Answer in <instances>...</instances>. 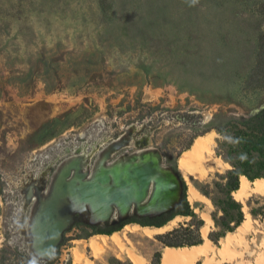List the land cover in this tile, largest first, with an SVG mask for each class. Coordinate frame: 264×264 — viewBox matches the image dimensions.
<instances>
[{
  "label": "rangeland",
  "instance_id": "1",
  "mask_svg": "<svg viewBox=\"0 0 264 264\" xmlns=\"http://www.w3.org/2000/svg\"><path fill=\"white\" fill-rule=\"evenodd\" d=\"M262 42L264 0H0V264L38 262L30 224L67 159L92 155V171L103 151L124 139L111 161L157 150L164 166L179 169L194 136L211 126L243 128L261 114L264 65L258 79L253 74ZM209 133L224 164L183 177L187 199L189 186L210 201L205 186L221 198L214 184L232 169L226 159L233 139ZM189 204L196 219L179 216L150 237L125 226L116 232L122 248L112 235L81 239L89 229L71 226L56 264L126 262L128 251L150 264L167 248L157 236L217 213L213 203ZM243 208L253 230H236L216 245L209 239L215 224L208 225L202 238L213 249L196 264L264 260V194L252 192Z\"/></svg>",
  "mask_w": 264,
  "mask_h": 264
},
{
  "label": "water",
  "instance_id": "2",
  "mask_svg": "<svg viewBox=\"0 0 264 264\" xmlns=\"http://www.w3.org/2000/svg\"><path fill=\"white\" fill-rule=\"evenodd\" d=\"M127 144L120 139L109 145L92 171L87 154L73 156L59 167L49 192L39 197L29 228L30 252L38 262L54 260L78 217L96 227L116 218H155L181 204L183 181L173 167L164 166L159 151L143 150L111 161Z\"/></svg>",
  "mask_w": 264,
  "mask_h": 264
},
{
  "label": "trees",
  "instance_id": "3",
  "mask_svg": "<svg viewBox=\"0 0 264 264\" xmlns=\"http://www.w3.org/2000/svg\"><path fill=\"white\" fill-rule=\"evenodd\" d=\"M264 42L261 44V54L259 53L257 65L253 74L254 80L260 76L261 68L264 65ZM244 127L241 128L232 124L231 126L218 125L211 126L202 134H197L194 139L205 136L206 133L215 130L221 136L232 138L236 147L233 148L227 156L226 161L232 166L231 170H228L226 175L222 177V182H216L214 187L216 193L222 195L221 198L212 197L213 191L208 186L201 189L202 194L210 198L217 213L213 214L212 219L215 224V230L209 235V239L216 245L226 238L227 235L234 233L245 221V213L243 211V205L234 198V193L240 189L241 177L247 178L250 182H255L260 179H264V111L244 123ZM192 142L185 149L189 150L192 146ZM171 158H167V162H170ZM173 169L180 175L183 181L184 194L181 204L172 212L157 216L155 218H136L133 217L127 222H119L106 229H96L93 226L87 224L75 223L74 227H85L87 230H83L84 235L80 236L81 239H89L95 235L111 236L116 232L121 231L125 225L131 223L138 224L142 227H154L162 228L173 221L175 218L191 217L192 221L197 218L189 201L187 199V185L183 179L177 163L172 164ZM257 211H252V215L256 216ZM259 215L264 216L263 213ZM204 226V220L197 219L193 224L187 227L181 226L164 235L157 236V240L169 248H185L199 246L203 244V238L201 235V229ZM63 244L59 247L58 254L53 261L42 263L34 262L33 264H56L59 258V251ZM162 254L156 252L150 262V264H161ZM67 264H72L69 261ZM109 264H133L131 260L123 262L115 259L110 261ZM198 264H201L198 262Z\"/></svg>",
  "mask_w": 264,
  "mask_h": 264
},
{
  "label": "bare ground",
  "instance_id": "4",
  "mask_svg": "<svg viewBox=\"0 0 264 264\" xmlns=\"http://www.w3.org/2000/svg\"><path fill=\"white\" fill-rule=\"evenodd\" d=\"M83 138V135L81 136ZM214 136L213 133H209L205 136H201L195 139L192 147L190 150L184 152L179 158V170L182 176L187 179L189 176L195 175H206L208 173L205 164H219L223 165L224 162L214 156L213 153V145H214ZM85 150V149H84ZM92 156V155H90ZM86 168V167H85ZM240 189L236 191L233 195L234 198L239 201L242 205L245 203L247 197L253 192L258 194H264V179L257 180L255 182H250L247 178L241 177ZM188 200L193 205L198 201H206L209 205H212L209 199H206L202 196L193 186H189L188 189ZM245 213V221L243 224L237 229L238 231L248 232L253 230V221L252 217L249 213L246 212V209L243 208ZM180 217L175 218L169 224H173L177 219L179 220ZM205 221V226L202 228V236L204 239L207 238L208 234V225H213V220L209 216L203 217ZM169 224H167L169 226ZM136 225V224H132ZM166 226L162 228H154V227H141L144 233H146L149 237L154 234V232H162L166 228ZM105 235H102L104 237ZM235 236L233 233L227 235L224 238V241H227L229 237ZM114 240L117 242V245L122 248L119 238V233H114L112 235ZM236 237V236H235ZM241 239V238H240ZM243 240V239H242ZM236 243V242H235ZM92 249L95 255L100 253V248L92 243ZM212 246L210 241L204 242L202 245L193 246V247H185V248H165V251L162 256L161 264H196L199 258L206 257L210 251L212 250ZM224 253L225 251H221ZM224 255V254H223ZM128 258L131 260L133 264H145V261L142 257L138 256L132 251L127 252ZM235 258L236 255H231ZM238 257V256H237ZM212 259H208L205 261L204 264H213ZM216 264H220L217 262ZM257 264H264V260L260 258Z\"/></svg>",
  "mask_w": 264,
  "mask_h": 264
},
{
  "label": "flooded vegetation",
  "instance_id": "5",
  "mask_svg": "<svg viewBox=\"0 0 264 264\" xmlns=\"http://www.w3.org/2000/svg\"><path fill=\"white\" fill-rule=\"evenodd\" d=\"M76 222L79 223V224H84V222L82 221V219L80 217H78L76 219ZM119 223V222H118ZM118 223H115V224H118ZM115 224H109V225H100V226H96L95 228L96 229H106V228H109Z\"/></svg>",
  "mask_w": 264,
  "mask_h": 264
}]
</instances>
